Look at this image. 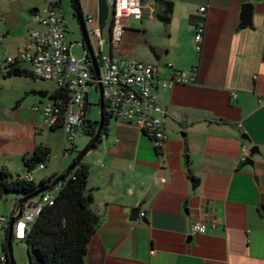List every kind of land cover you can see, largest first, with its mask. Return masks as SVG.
<instances>
[{
    "label": "crops",
    "instance_id": "crops-1",
    "mask_svg": "<svg viewBox=\"0 0 264 264\" xmlns=\"http://www.w3.org/2000/svg\"><path fill=\"white\" fill-rule=\"evenodd\" d=\"M81 1L85 17H95L96 26L98 0ZM170 1V23L160 18L163 6L143 0L142 18L126 22L119 46L111 43L112 23L101 44L94 40L103 55L154 66V91L167 111L158 116L168 140L157 149L144 131L113 118L85 157L91 208L101 218L86 264H264V0ZM6 2L18 3L20 12H0L8 26L0 32V50L13 54L0 58V66L13 58V66L32 73L18 55L27 35L38 29L33 17L39 2ZM246 3L255 6L252 26L242 25ZM203 7L206 31L198 52L194 36ZM16 19L24 36L10 41ZM175 70L195 76V83L164 88ZM36 81L0 71V169L14 178L33 180L25 160L39 147H53L55 131L47 129L35 108L48 105L54 91ZM90 108L79 134L91 129ZM253 146L261 155L254 157L253 167L244 166ZM67 165L48 170L49 177L62 175ZM194 224L205 225L206 233H194Z\"/></svg>",
    "mask_w": 264,
    "mask_h": 264
},
{
    "label": "built area",
    "instance_id": "built-area-1",
    "mask_svg": "<svg viewBox=\"0 0 264 264\" xmlns=\"http://www.w3.org/2000/svg\"><path fill=\"white\" fill-rule=\"evenodd\" d=\"M112 5V36L111 43L119 46L122 43L129 19H141L145 5L143 0H109ZM59 0H47L44 13L40 11L34 15V22L39 28L33 31L26 40V44L19 50L18 60L29 63L32 74L36 79L53 81L59 88H67L71 100L66 112L58 104L50 100V103L35 108L36 112L43 115L44 124L47 129L53 131L61 129L67 143H74L86 120V109L89 98V88L94 86L98 91V85L103 88L105 102L112 109V118L122 123L133 125L144 131L153 141L158 149L165 145L168 136L164 129L159 114L167 111L160 106L157 94L154 91V79L156 76L154 66L137 61H118L112 55L98 54L99 80L93 70L88 51L83 60H78L71 53V46L66 40L67 28L59 8ZM206 8L200 9L202 20L197 24L194 42L196 50L201 52L206 25L204 13ZM86 22L91 36L99 39L101 36L98 24L95 26V17L86 16ZM17 59L8 58L0 70L15 64ZM196 78L186 77L175 70L173 74L163 82L164 88H172L175 84L190 85L195 83ZM236 98V95H234ZM247 155V154H246ZM245 160V158L243 159ZM161 162L164 158L161 157ZM40 168H45L41 165ZM28 179V178H27ZM165 182V180H162ZM132 188L129 193H132ZM55 196L49 192L43 196L32 207L25 209L22 217L16 222L15 236L24 239L28 227L34 223L42 213L45 205H53ZM18 212L14 209L8 217H0V229H9L10 219ZM144 216V214H142ZM23 228L21 235L19 229ZM192 231L205 234L207 227L203 224H194ZM17 233V234H16Z\"/></svg>",
    "mask_w": 264,
    "mask_h": 264
},
{
    "label": "trees",
    "instance_id": "trees-1",
    "mask_svg": "<svg viewBox=\"0 0 264 264\" xmlns=\"http://www.w3.org/2000/svg\"><path fill=\"white\" fill-rule=\"evenodd\" d=\"M155 2L164 7V13L160 18L163 22L170 23L174 13V3L170 0H155ZM58 5L61 8V0ZM0 71H7L8 76L34 77L32 73L13 65ZM50 100L55 104L59 103L64 113L70 104V92L67 88L56 89L50 95ZM87 105L91 106L89 103ZM103 115V132H105L112 119V109L108 102H105ZM98 125L99 123L95 125L90 123L91 129H86L85 133L93 138ZM59 127L56 130H59ZM101 140L100 137L98 143ZM51 153L50 148H37L33 156L25 160L27 173L31 174L41 165L45 166ZM59 176L53 175L37 184L30 179L14 178L8 170L2 168L0 169V202L10 194L19 198L15 202L17 208L21 200L27 199L28 203L38 200L43 194L40 196L34 194L53 183ZM89 176L90 167L82 161L66 174L61 184L52 189L56 191L54 204L45 205L38 219L28 227L24 239L21 240L26 246L28 264H86L88 246L101 225L100 216L91 208L94 198L88 192ZM195 182L197 184L198 180ZM138 214L139 209H135L132 213L133 217H137ZM4 231L7 237L9 229ZM15 239L14 235L13 242ZM7 253L8 243L5 240L0 254V264H9Z\"/></svg>",
    "mask_w": 264,
    "mask_h": 264
},
{
    "label": "rangeland",
    "instance_id": "rangeland-1",
    "mask_svg": "<svg viewBox=\"0 0 264 264\" xmlns=\"http://www.w3.org/2000/svg\"><path fill=\"white\" fill-rule=\"evenodd\" d=\"M17 1V0H15ZM39 2V10L41 13H44V10L47 6V0H36ZM2 10H11L12 13H19L20 7L18 3H8L6 0H0V12ZM60 12L62 16L64 17V23L68 28V31L66 32V40L68 43L72 45V54L78 59L83 60L84 53L82 48V36L79 28L78 21L74 15L73 6H72V0H61V8ZM112 22V16L110 15L109 23ZM10 25V24H9ZM8 26L5 22V19L0 16V32H2L4 29H7ZM39 28V26H38ZM11 29H14L16 31H13V35L10 37V41H13V38L17 36V38L21 37L22 34L24 36V31L22 30V24L21 19L12 20L11 23ZM30 34L27 35V37ZM22 36V37H23ZM26 37V38H27ZM4 41V40H3ZM13 45V44H12ZM13 48V46H12ZM23 48V47H22ZM6 50H0V58H7L9 56L13 57V54H6L7 52H4ZM7 60V59H6ZM5 60V61H6ZM4 61V62H5ZM3 62V63H4ZM39 86L44 87L45 89L49 90L50 92L55 91L56 84L53 81H43L40 79H37L36 81ZM47 100V98H46ZM100 102V94L96 90L94 86L91 87V95H90V101L89 104L91 105L90 112L88 113V119L89 122L92 125H95V123H99L101 120V110L99 106ZM113 119V118H112ZM53 147H51V155L49 157V161L46 163L45 168L38 167L36 170H34L30 175L32 176L33 180L39 184L43 179L49 177L48 170L50 169H56L58 170L63 162H68V165L65 169V171L71 166V164L74 162V160L77 158L79 153L84 150L89 143L91 142L92 138L88 136L86 133L81 132L74 143H67L64 132L59 129L54 132V134L51 137ZM67 152V154H66ZM69 155V156H68ZM89 157V155H87ZM86 156V157H87ZM91 157V156H90ZM85 160V158H84ZM83 160V162H84ZM64 171V172H65ZM27 179V177H25ZM51 195L55 196L56 191L52 190L49 192ZM16 198V195L10 194L7 195V198H5L0 203V217L3 215L5 217H8L11 208L12 203L14 202ZM6 240L5 231L0 229V254L3 250V244ZM13 252H14V259L16 264H28L27 254H26V246L23 241L21 240H14L13 242Z\"/></svg>",
    "mask_w": 264,
    "mask_h": 264
},
{
    "label": "water",
    "instance_id": "water-1",
    "mask_svg": "<svg viewBox=\"0 0 264 264\" xmlns=\"http://www.w3.org/2000/svg\"><path fill=\"white\" fill-rule=\"evenodd\" d=\"M72 6H73V11L74 15L78 21L81 36H82V45L83 47L88 51L90 60L93 64V70L96 78L99 80L100 74H99V68H98V54L99 52L96 51L95 46H94V38L91 36V33L89 31L88 24L86 22L85 18V13L83 10L82 6V1L81 0H72ZM254 9L255 6L250 3H246L242 6V13H241V18H242V25L243 26H252V19H253V14H254ZM110 15L113 17L112 14V5L109 2V0H98V27L100 30V36L101 39H103V33L104 30L106 29L108 23H109V18ZM112 23V22H111ZM112 33V32H111ZM112 36V34H111ZM98 92L100 94V110H101V120L99 121L98 129L96 131L95 136L92 138L91 142L89 145L82 150L77 158L74 160V162L71 164V166L62 174L60 175L53 183L48 185L47 187L38 190L34 196H40L42 194L48 193L51 191L53 188H55L57 185L61 184L63 180L65 179V176L67 173H69L71 170H73L79 163H81L84 158L93 150H95L98 146V141L104 136L103 132V127H104V109H105V99H104V93H103V88L99 84L98 85ZM242 139L250 142V139L246 136L243 135ZM260 149L258 146H253L250 147L249 149V155L246 158L244 162V166H254V157L255 156H260ZM27 199L21 200L18 206V212L16 215L11 217L10 219V224H9V231L8 235L6 237V241L8 243V253H7V261H9V264H16L15 259H14V252H13V236L15 235V225L16 222L22 217L24 211L27 206Z\"/></svg>",
    "mask_w": 264,
    "mask_h": 264
},
{
    "label": "bare ground",
    "instance_id": "bare-ground-1",
    "mask_svg": "<svg viewBox=\"0 0 264 264\" xmlns=\"http://www.w3.org/2000/svg\"><path fill=\"white\" fill-rule=\"evenodd\" d=\"M19 233H20L21 235L24 233V230H23L22 227L19 229Z\"/></svg>",
    "mask_w": 264,
    "mask_h": 264
}]
</instances>
